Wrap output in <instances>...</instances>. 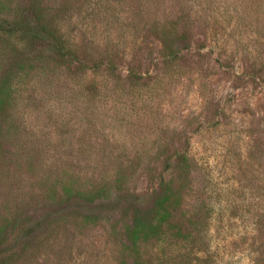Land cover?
I'll use <instances>...</instances> for the list:
<instances>
[{
	"label": "rangeland",
	"instance_id": "374dc122",
	"mask_svg": "<svg viewBox=\"0 0 264 264\" xmlns=\"http://www.w3.org/2000/svg\"><path fill=\"white\" fill-rule=\"evenodd\" d=\"M161 5L152 11L158 8L162 17L179 9L170 0ZM220 7L216 12L229 11V17L191 24L190 49L171 68L158 58L154 33L135 27L133 35L120 34L121 75L126 77L130 67L141 79L132 86L120 80L116 92L115 83L106 81L102 92L108 97L96 102L92 114L94 132L86 102L76 98L69 77L58 79L48 68L20 79L28 132L20 129L18 137L36 150L38 168L15 170L19 178L11 186L0 173V205L17 202L33 214L41 202L29 199L39 191L43 174L58 179L66 171L80 172L81 182L88 183L119 168L120 160L128 186L144 199L138 210L126 211L114 196L95 212V223L62 219L40 236L37 258L24 264H191L194 242L176 246L166 239L133 246L127 231L137 217L149 216L161 157L174 149L187 150L194 163L193 187L182 210L203 203L214 216L210 264H254L259 245L251 244L254 215L264 214V3L251 13L243 6ZM90 14L78 19L84 25L79 22L77 37L101 36L102 31H85ZM4 148L5 160L15 165L17 141Z\"/></svg>",
	"mask_w": 264,
	"mask_h": 264
},
{
	"label": "trees",
	"instance_id": "16d2710c",
	"mask_svg": "<svg viewBox=\"0 0 264 264\" xmlns=\"http://www.w3.org/2000/svg\"><path fill=\"white\" fill-rule=\"evenodd\" d=\"M163 1L168 0H0V165L3 168L0 173L10 186L19 178L14 176L15 170L19 171L23 165L33 170L38 168L36 150L18 137L20 129L28 132L22 110L25 104L18 89L20 79L48 68L58 79L69 77L77 87L76 98L86 102L90 131L94 132L92 114L96 102L104 95L108 97L102 92L106 81L115 83L116 92L120 80L130 81L132 86L133 81L141 79L130 67L123 78L117 64L125 32L133 35L134 28L140 27L143 33H154L160 43L158 58L165 69L171 68L179 61L180 53L190 49L191 24L202 19H227L229 11L216 12L220 6L229 9L243 6L251 13L264 3V0H170L179 9L173 16L162 17L158 8L155 12L152 8ZM90 10L91 19L84 29L93 34L102 31L101 36L85 33L89 38H79L76 34L82 29L79 22L84 25L81 19L85 20ZM179 44L183 46L180 48ZM15 141L19 159L12 165L5 160L4 145ZM163 153L156 168L157 186L152 189L155 203L149 216L137 217L128 227L129 240L133 246L151 240L168 239L176 246L192 241L198 247L188 256L191 264H196L194 260L197 264H210L214 260L209 232L213 214L203 203L192 204L188 210L184 206L182 210L188 198L187 189L193 187V159L187 150ZM40 186L29 199V202L38 199L41 202L40 209L33 214H28L17 202L13 206L0 205V264H24L28 258L36 259L43 243L40 236L45 231L68 218L84 224L95 223V212L114 196L127 205L126 211L138 210L144 203L138 191L128 186L121 160L119 168L112 173L92 177L88 183L81 182L80 172L66 171L58 179L43 174ZM254 219L257 228L251 244H259L254 249V264H264V214L257 211Z\"/></svg>",
	"mask_w": 264,
	"mask_h": 264
}]
</instances>
